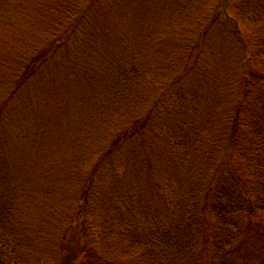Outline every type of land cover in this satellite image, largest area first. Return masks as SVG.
I'll return each instance as SVG.
<instances>
[{"label": "trees", "instance_id": "16d2710c", "mask_svg": "<svg viewBox=\"0 0 264 264\" xmlns=\"http://www.w3.org/2000/svg\"><path fill=\"white\" fill-rule=\"evenodd\" d=\"M259 212L264 0H0V264H264Z\"/></svg>", "mask_w": 264, "mask_h": 264}, {"label": "rangeland", "instance_id": "374dc122", "mask_svg": "<svg viewBox=\"0 0 264 264\" xmlns=\"http://www.w3.org/2000/svg\"><path fill=\"white\" fill-rule=\"evenodd\" d=\"M31 1H33V3H34L35 0H31ZM242 28H243L244 30H250V29L248 28V26H246V25H245V27H242ZM255 69H256L257 71H259V70L262 69V67L255 66ZM32 214H33L34 217H35V215H36V211H33ZM258 214H260V215L262 216V218L264 219V212H259ZM31 221H32V224H34V221H33V220H31ZM41 235H42V237L38 238V242H39L38 245L43 246L44 248H46V249H43V250H42V253H43V254H45L46 256H50V254H52V250H53L54 243H55V240H54V238H53V237H55V230H53V232L50 233V234H47V233H41ZM55 252H57V250H56ZM55 252H54V253H55ZM199 252H200V245L197 246V247L195 248V252H194V254H195L196 256H199ZM186 262H187V261H186ZM186 262H185V263H186Z\"/></svg>", "mask_w": 264, "mask_h": 264}]
</instances>
